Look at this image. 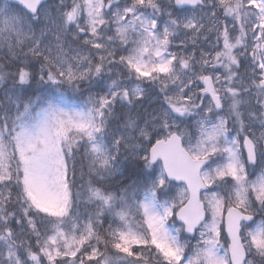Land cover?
<instances>
[{
	"label": "snow or ice",
	"instance_id": "obj_1",
	"mask_svg": "<svg viewBox=\"0 0 264 264\" xmlns=\"http://www.w3.org/2000/svg\"><path fill=\"white\" fill-rule=\"evenodd\" d=\"M0 264H264V0H0Z\"/></svg>",
	"mask_w": 264,
	"mask_h": 264
}]
</instances>
